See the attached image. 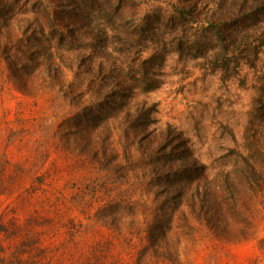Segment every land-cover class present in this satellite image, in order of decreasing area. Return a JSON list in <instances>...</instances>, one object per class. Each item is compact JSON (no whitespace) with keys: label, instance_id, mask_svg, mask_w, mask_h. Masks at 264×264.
I'll return each instance as SVG.
<instances>
[{"label":"rangeland","instance_id":"rangeland-1","mask_svg":"<svg viewBox=\"0 0 264 264\" xmlns=\"http://www.w3.org/2000/svg\"><path fill=\"white\" fill-rule=\"evenodd\" d=\"M137 2L153 22L198 3L180 30L191 43L218 0ZM152 56L159 86L143 91L135 61L118 88L103 59L65 47L50 59L0 54V264H264V45L226 80L211 56L168 41L140 59ZM163 148L202 167L177 202L152 154ZM223 183L231 200L219 212Z\"/></svg>","mask_w":264,"mask_h":264},{"label":"trees","instance_id":"trees-1","mask_svg":"<svg viewBox=\"0 0 264 264\" xmlns=\"http://www.w3.org/2000/svg\"><path fill=\"white\" fill-rule=\"evenodd\" d=\"M247 1L218 0L217 12L200 28L202 40L189 43L183 39L184 34H180L181 25L189 24L198 14V3L188 7L172 6L173 15L164 18L157 13L153 22L147 15L142 19L137 17L140 9L137 0H0V54L8 63L13 62L11 56L18 54L50 59L65 47L69 56L103 59L99 63L101 75L115 78L118 88L124 85L120 78L128 75L122 65L135 61L133 64L138 62L141 69L130 68L128 73L141 83L143 91H150L159 86L154 72L149 73V66L156 57L141 60L140 55L150 43L168 41L177 53L192 54L193 59L211 56L213 68L226 80L238 73L242 63L253 66L259 48L264 45V0H256L252 6ZM253 38L258 39L257 42ZM112 94L117 93L114 90ZM170 153L163 148L152 154L163 159L159 173L165 181L166 199L177 202L186 196L187 186L202 182L201 176L197 179L193 174L202 167L197 163L178 164L185 161L177 155L172 158ZM242 158L245 163L250 162L243 154ZM225 185H219L220 192L216 196L220 201L219 212L231 200ZM195 189L198 191L199 184ZM213 199L211 196L205 203L212 204L211 209ZM232 201L235 209L240 200L233 198ZM205 213L208 212L205 210Z\"/></svg>","mask_w":264,"mask_h":264}]
</instances>
